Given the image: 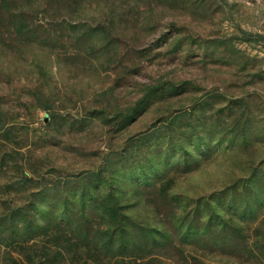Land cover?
<instances>
[{
	"label": "rangeland",
	"instance_id": "obj_1",
	"mask_svg": "<svg viewBox=\"0 0 264 264\" xmlns=\"http://www.w3.org/2000/svg\"><path fill=\"white\" fill-rule=\"evenodd\" d=\"M0 264H264V0H0Z\"/></svg>",
	"mask_w": 264,
	"mask_h": 264
}]
</instances>
